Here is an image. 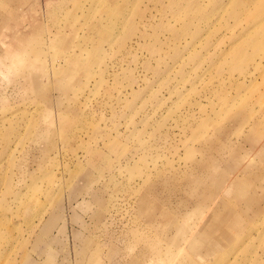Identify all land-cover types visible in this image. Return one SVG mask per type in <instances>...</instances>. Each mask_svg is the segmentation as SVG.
I'll return each instance as SVG.
<instances>
[{"label":"rangeland","instance_id":"rangeland-1","mask_svg":"<svg viewBox=\"0 0 264 264\" xmlns=\"http://www.w3.org/2000/svg\"><path fill=\"white\" fill-rule=\"evenodd\" d=\"M0 264H264V0H0Z\"/></svg>","mask_w":264,"mask_h":264},{"label":"clouds","instance_id":"clouds-1","mask_svg":"<svg viewBox=\"0 0 264 264\" xmlns=\"http://www.w3.org/2000/svg\"><path fill=\"white\" fill-rule=\"evenodd\" d=\"M9 63H15V68L13 71L8 74L0 73V86H8L13 81L14 77L19 75L22 71L25 70L27 64L24 60L23 62L15 61L14 59H10Z\"/></svg>","mask_w":264,"mask_h":264}]
</instances>
